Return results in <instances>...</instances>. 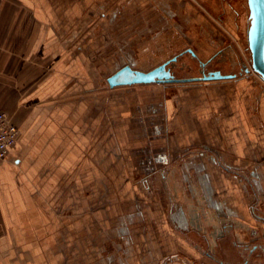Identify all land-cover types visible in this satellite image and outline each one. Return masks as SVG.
<instances>
[{
  "label": "crops",
  "instance_id": "crops-1",
  "mask_svg": "<svg viewBox=\"0 0 264 264\" xmlns=\"http://www.w3.org/2000/svg\"><path fill=\"white\" fill-rule=\"evenodd\" d=\"M119 5L2 4L0 111L20 132L0 163V264H217L241 261L247 246L264 249V85L246 75L198 80L170 96L164 92L171 83H137L143 89L158 83L165 95L160 123L137 126L129 96L118 94L110 110L111 95L97 77L106 54L117 48L105 37L120 31ZM115 102L128 113L122 127ZM137 138L144 142L136 145ZM110 149L105 157L113 168L124 167L122 180L138 178L146 191L159 181L165 201L149 222L130 211L127 222L116 225L118 238L106 244L103 222H92L97 233L89 236L83 183L89 165L101 179L94 166Z\"/></svg>",
  "mask_w": 264,
  "mask_h": 264
},
{
  "label": "rangeland",
  "instance_id": "rangeland-1",
  "mask_svg": "<svg viewBox=\"0 0 264 264\" xmlns=\"http://www.w3.org/2000/svg\"><path fill=\"white\" fill-rule=\"evenodd\" d=\"M119 10L117 20H119L120 31L118 32V29L109 31L107 37H105L106 45L108 43L110 46L113 44L117 48L110 49L112 52L106 54L105 59L102 60V68L97 70V77L101 83L100 88H103L105 93L111 95L105 101L110 110L114 107L112 99H116L118 94L123 93L129 96V101L133 103L132 109L137 114V126L144 120L151 129H153L155 124L160 123L164 110L159 103L166 94L175 95L178 85L184 82H167L171 83V85L168 84L169 92H164L165 95L161 91L162 86H157L158 83L147 86L146 89L152 91V93L151 91L149 93L145 92L147 95L143 93L146 89H143L144 85L142 84L136 83L129 86L111 87L108 82V76L126 64L147 70L159 65L172 55L183 51L184 49L182 48L185 46L192 45L193 47L204 48L196 50L202 60L207 61L210 58H214L212 64L214 67L223 68L227 72L235 71L238 73L237 76H249L253 82H259L264 85V80L252 68L250 50L246 46L244 47L247 44L245 27L249 14L248 8L244 10L243 14L241 13L242 16L238 14L242 29V39L235 30L234 19L230 18V14L235 15V11L225 1L220 5L218 0H120ZM102 18L107 20V16ZM230 45L236 49H218L219 47H229ZM216 55H218L217 58H215ZM191 63L192 66L188 70H195L196 73H199L200 67L196 65L198 61L194 58ZM241 65L248 66L249 71L242 69ZM179 66L180 62L176 65V69ZM184 70L187 69L185 68ZM194 82L185 83L192 85L191 83ZM164 84L166 83L163 82L159 85ZM92 88L93 86L90 85L89 93L95 92ZM115 104V107L119 105L121 109L119 111L121 115L116 120L117 125L122 127L126 119L125 115L128 113L125 111V106L121 103L115 102ZM151 105H156V110H153V108L151 110ZM121 136L123 137L124 135L121 134ZM154 141V150L160 149L162 140L159 138ZM143 142V139L137 138L135 143L139 145ZM101 151L99 150V152ZM112 151L111 149L105 150L104 154L100 155L101 163L98 166H94L99 167L98 173L99 175L101 174V179L100 176L98 180L92 176L91 168L93 165H89V179L87 184L83 183V194L87 195L89 205V236L95 237L97 233V227H93L96 225H92V222L98 221L100 224L103 222L106 244L112 243V238H118L116 225L117 223L127 222L130 211L134 212L135 209V211L141 212L143 218L140 221L149 222L151 211L157 210L156 207H161V203L165 201L161 197V183L159 181L153 182V189L146 191L138 178L122 180L121 176L125 175L124 177H126L124 167L121 165L119 169L118 167L113 168V166L108 164L105 157ZM103 155L104 159H102ZM90 159L93 160L92 157ZM95 163L97 162L95 161ZM120 172L121 176L118 174ZM75 185L76 183H74ZM95 209H98L99 214L95 212ZM139 228L143 229L141 226ZM120 244L122 248L127 250V242L123 241L122 235ZM109 248L110 250L113 249L112 246ZM216 249L218 254L223 253L221 246H217ZM236 251L235 253L234 250L232 252L230 249L229 252L234 253V255L237 254L236 258H238L240 252ZM124 253H117V255L118 257H123L124 259L122 260L126 262L128 258H126L127 254ZM227 257H231V255Z\"/></svg>",
  "mask_w": 264,
  "mask_h": 264
},
{
  "label": "water",
  "instance_id": "water-1",
  "mask_svg": "<svg viewBox=\"0 0 264 264\" xmlns=\"http://www.w3.org/2000/svg\"><path fill=\"white\" fill-rule=\"evenodd\" d=\"M250 9L249 46L252 57V68L264 80V0H248ZM249 71V68H247ZM236 75H222L218 72L193 78L177 79L170 77L165 63L148 71L136 69L126 64L108 77L111 87L151 82H186L198 80H214L234 77Z\"/></svg>",
  "mask_w": 264,
  "mask_h": 264
},
{
  "label": "flooded vegetation",
  "instance_id": "flooded-vegetation-1",
  "mask_svg": "<svg viewBox=\"0 0 264 264\" xmlns=\"http://www.w3.org/2000/svg\"><path fill=\"white\" fill-rule=\"evenodd\" d=\"M220 2V5H222L223 1L228 3V6L235 11V15L230 14V18L234 19V23H235V30L237 32V34L241 37V26H240V18L238 16V14H243L244 10L246 8H248L249 14L247 16V24L245 27V34L247 37L246 40V45H244V47L246 46L247 49L250 50V46H249V26H250V19H249V15H250V9H249V4H248V0H218ZM215 4V2H214ZM247 4V6H246ZM241 14V16H242ZM242 39V37H241ZM243 41V40H242ZM183 51L172 55L171 57H169L168 59H166L165 61H163L160 64H164L165 63V68L166 70H168L170 72V77L173 78H177V79H184V78H193V77H202V76H206V75H210L213 73H220L222 75H236L237 76V72H227L225 71L223 68L220 67H214L213 64V59L214 58H210L207 61L202 60L200 58V54L198 53V51L196 49H204L201 47H193L192 45H188L185 46ZM218 49H236L234 46L230 45L229 47H219ZM251 52V51H250ZM186 56V57H184ZM218 55L215 56V58H217ZM184 57V58H183ZM196 59L198 61V64H196L197 66H199V73H196L195 70L194 71H190L188 70L189 67L192 66L191 61L193 59ZM180 62V66L178 67V69H176V65ZM159 64V65H160ZM158 66V65H157ZM156 67V66H155ZM154 68V67H153ZM187 70H184V69ZM241 68L247 71L248 66H244L241 65ZM183 70V72H181V70ZM186 82H190V81H186ZM249 250V256L244 257L241 261H237L235 263H227L224 260L219 261V263L221 262L222 264H264V249L259 247L257 244H254L251 247H248Z\"/></svg>",
  "mask_w": 264,
  "mask_h": 264
},
{
  "label": "built area",
  "instance_id": "built-area-1",
  "mask_svg": "<svg viewBox=\"0 0 264 264\" xmlns=\"http://www.w3.org/2000/svg\"><path fill=\"white\" fill-rule=\"evenodd\" d=\"M4 0H0V11ZM19 127L11 120L8 113L0 111V163L7 157L9 150L16 144Z\"/></svg>",
  "mask_w": 264,
  "mask_h": 264
},
{
  "label": "bare ground",
  "instance_id": "bare-ground-1",
  "mask_svg": "<svg viewBox=\"0 0 264 264\" xmlns=\"http://www.w3.org/2000/svg\"><path fill=\"white\" fill-rule=\"evenodd\" d=\"M254 70V69H253ZM259 75V74H258ZM260 76V75H259ZM261 77V76H260Z\"/></svg>",
  "mask_w": 264,
  "mask_h": 264
}]
</instances>
